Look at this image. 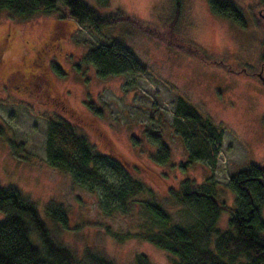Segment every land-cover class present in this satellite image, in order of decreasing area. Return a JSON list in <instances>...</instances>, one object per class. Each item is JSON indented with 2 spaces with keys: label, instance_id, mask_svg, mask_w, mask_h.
Masks as SVG:
<instances>
[{
  "label": "rangeland",
  "instance_id": "rangeland-1",
  "mask_svg": "<svg viewBox=\"0 0 264 264\" xmlns=\"http://www.w3.org/2000/svg\"><path fill=\"white\" fill-rule=\"evenodd\" d=\"M82 1L124 20L99 34L64 18L60 2L57 12L31 18L0 11V186L34 204L52 237L79 259L94 253L112 264H136L141 254L149 264H175L174 255L134 236L142 202L160 203L174 223H188L183 208H170V191L185 180L196 187L214 183L215 198L227 208L216 228L226 231L237 210L231 177L264 166V4L220 0L240 8L242 26L212 12L208 0ZM112 40L125 44L147 72L100 78L83 58ZM179 97L222 130L214 162L188 163L189 148L173 127ZM53 120L69 122L95 151L118 160L130 181L144 184L129 210L107 215L99 194L49 163ZM154 134L169 147L167 163L154 160ZM50 204L63 208L65 225L48 216Z\"/></svg>",
  "mask_w": 264,
  "mask_h": 264
},
{
  "label": "trees",
  "instance_id": "trees-1",
  "mask_svg": "<svg viewBox=\"0 0 264 264\" xmlns=\"http://www.w3.org/2000/svg\"><path fill=\"white\" fill-rule=\"evenodd\" d=\"M98 1L103 6L109 4V0ZM174 1L180 6V0ZM260 1L264 4V0ZM59 2L64 18H71L92 33L100 34L105 27L124 20L121 15H100L82 0H0V11L31 18L57 12ZM208 4L212 12L245 25L243 14L234 3L208 0ZM83 60L95 68L100 78L147 72L139 58L117 40L91 48ZM89 107L93 108V104ZM174 113L173 127L189 148L188 163L214 162L222 148V130L181 97ZM3 134L0 126V136ZM150 136L158 148L154 160L167 163L169 147L160 136ZM46 139L49 163L70 175L75 185L99 194L107 215L129 210L134 197L144 191L141 181H130L132 178L118 160L95 151L69 122L50 121ZM213 184L206 182L196 187L194 182L185 180L178 190L170 191L175 198L170 208H183L190 217L184 224L174 223L162 204L143 201V220L134 236L174 255L178 259L175 264H264V166L250 165L231 177L229 187L235 193L237 210L229 218L226 231L216 228L221 212L227 208L215 198ZM0 212L4 214L0 220V264H112L94 253L77 258L52 237L35 205L15 188L0 186ZM47 214L53 221L66 224L63 208L50 204ZM136 264L149 263L140 254Z\"/></svg>",
  "mask_w": 264,
  "mask_h": 264
},
{
  "label": "flooded vegetation",
  "instance_id": "flooded-vegetation-1",
  "mask_svg": "<svg viewBox=\"0 0 264 264\" xmlns=\"http://www.w3.org/2000/svg\"><path fill=\"white\" fill-rule=\"evenodd\" d=\"M254 74L257 75V76H260L262 78V72L261 71H259L258 73L256 72Z\"/></svg>",
  "mask_w": 264,
  "mask_h": 264
}]
</instances>
